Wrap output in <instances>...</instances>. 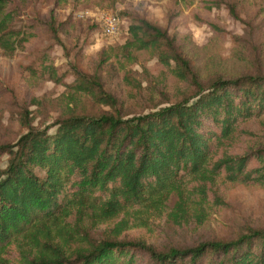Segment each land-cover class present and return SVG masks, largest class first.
Segmentation results:
<instances>
[{"label":"trees","instance_id":"1","mask_svg":"<svg viewBox=\"0 0 264 264\" xmlns=\"http://www.w3.org/2000/svg\"><path fill=\"white\" fill-rule=\"evenodd\" d=\"M9 1L0 0V44L13 52L38 34L16 28ZM222 1L200 0V12L191 8L195 0H183L195 20L219 34L225 29L210 15ZM127 30L113 56L122 62L150 52L182 80L174 98L148 111H124L98 75L64 68L41 52L27 66L35 77L77 88L109 107L68 104L52 125L29 123L16 140L0 141V161L7 155L0 164V264H264L261 226L162 247L122 236L152 210L170 207L168 218L185 222L215 192L219 176L264 187V69L202 76L161 25L141 17ZM120 216L103 233L92 231Z\"/></svg>","mask_w":264,"mask_h":264},{"label":"rangeland","instance_id":"2","mask_svg":"<svg viewBox=\"0 0 264 264\" xmlns=\"http://www.w3.org/2000/svg\"><path fill=\"white\" fill-rule=\"evenodd\" d=\"M59 3V0L9 1L16 28L35 30L38 36L13 52H7L0 44V141L16 140L29 123L52 125L69 106L89 111L109 107L77 88L35 77L27 66L41 52H48L64 68L98 75L104 87L121 100L124 111H148L155 102L174 98L182 80L150 52H141L136 59L122 62L113 56L126 40L128 25L141 17L176 35L177 45L202 76L212 70L234 76L264 69V0H223L220 7H213L210 17L219 20L225 29L222 34L195 20L183 0H68L64 7ZM231 4L236 15L230 11ZM178 7L184 10L181 12ZM191 8L203 12L200 0H195ZM98 9L120 16L121 28L116 36L102 32L95 15ZM101 57L106 60L104 64L100 63ZM74 77L71 74L67 80ZM6 159L4 154L2 166ZM213 188L215 192L209 200L192 208L185 222L170 220V207L161 212L152 210L144 216L145 220H132L122 236L142 237L162 247L210 238L226 239L250 226L264 227L263 186L219 176ZM120 219L121 216L99 222L92 231L101 234ZM86 223H90L89 219ZM16 255L13 252V257Z\"/></svg>","mask_w":264,"mask_h":264},{"label":"built area","instance_id":"3","mask_svg":"<svg viewBox=\"0 0 264 264\" xmlns=\"http://www.w3.org/2000/svg\"><path fill=\"white\" fill-rule=\"evenodd\" d=\"M95 15L105 35L114 37L119 33L121 18L117 13L105 9H98Z\"/></svg>","mask_w":264,"mask_h":264}]
</instances>
